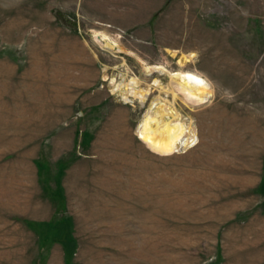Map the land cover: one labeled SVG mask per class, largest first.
<instances>
[{
	"label": "rangeland",
	"instance_id": "374dc122",
	"mask_svg": "<svg viewBox=\"0 0 264 264\" xmlns=\"http://www.w3.org/2000/svg\"><path fill=\"white\" fill-rule=\"evenodd\" d=\"M0 264H264V0H0Z\"/></svg>",
	"mask_w": 264,
	"mask_h": 264
},
{
	"label": "bare ground",
	"instance_id": "6f19581e",
	"mask_svg": "<svg viewBox=\"0 0 264 264\" xmlns=\"http://www.w3.org/2000/svg\"><path fill=\"white\" fill-rule=\"evenodd\" d=\"M96 37H97L96 40L100 41L103 45H106L111 49L115 50L119 46L118 42L112 40L113 38H110V36H108V34L104 32L97 31ZM147 66L149 69L151 68L153 69V71H157L162 74L169 72L170 75L172 76L173 88L183 93L187 97V99L192 97L193 95H197L200 99H205L212 95V88L210 82L202 74H199V72L197 71L185 70V71L171 72L163 64H151ZM131 84L134 86L133 93L138 94L139 86L137 82L133 81ZM161 112L162 111H160V113ZM150 120H152V117L149 114V112H147L144 119L142 120L140 127L142 129L146 128L145 126H147V123H149ZM187 131L192 132V134L196 133V128L194 123H189V127ZM169 139L170 138H167L165 136V140L170 147L178 148V145H176L173 141H170Z\"/></svg>",
	"mask_w": 264,
	"mask_h": 264
}]
</instances>
